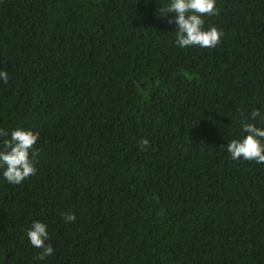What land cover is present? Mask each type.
I'll return each instance as SVG.
<instances>
[{
	"label": "trees",
	"instance_id": "obj_1",
	"mask_svg": "<svg viewBox=\"0 0 264 264\" xmlns=\"http://www.w3.org/2000/svg\"><path fill=\"white\" fill-rule=\"evenodd\" d=\"M168 3L0 0V129L39 132L35 175L0 168V264H264V163L227 151L264 128V0H216L215 48Z\"/></svg>",
	"mask_w": 264,
	"mask_h": 264
},
{
	"label": "clouds",
	"instance_id": "obj_2",
	"mask_svg": "<svg viewBox=\"0 0 264 264\" xmlns=\"http://www.w3.org/2000/svg\"><path fill=\"white\" fill-rule=\"evenodd\" d=\"M161 16H168L173 13V17L168 18L169 24H175V43L181 48L198 46L200 48H215L223 36V31L215 26L205 28L204 17L219 15L220 9L216 7V0H170L166 6L161 8ZM9 77L6 71H0V80L7 83ZM252 119L261 116L259 109L252 112ZM241 132L245 133L242 138L231 140L227 144V151L231 154L232 160L255 161L264 163V128L256 126L254 123L241 121ZM0 168H3V177L13 185H19L29 177L36 174L33 156L38 154L35 149L39 138V132L17 127L11 133L0 129ZM147 146L148 141H142ZM62 218L65 223L75 222L74 213H64ZM31 245L41 249L38 259L51 256L54 252L51 244H47V225L40 221H33L32 226L27 231Z\"/></svg>",
	"mask_w": 264,
	"mask_h": 264
}]
</instances>
